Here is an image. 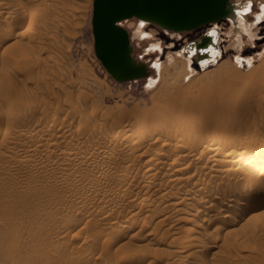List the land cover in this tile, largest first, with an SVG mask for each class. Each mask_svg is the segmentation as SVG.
I'll return each instance as SVG.
<instances>
[{"label":"rangeland","instance_id":"374dc122","mask_svg":"<svg viewBox=\"0 0 264 264\" xmlns=\"http://www.w3.org/2000/svg\"><path fill=\"white\" fill-rule=\"evenodd\" d=\"M249 1L254 20L264 0ZM16 3L0 0V264H264V205L236 225L221 208L243 200L228 197L232 187L264 188V21L240 45L229 18L180 32L125 19L148 74L120 82L94 50L93 0ZM214 26L222 58L204 68L196 55L189 74L185 46ZM238 56L252 63L243 67ZM151 76L158 83L149 89ZM204 91L189 109L178 105L184 97L171 102L177 92ZM168 175L177 185L162 188Z\"/></svg>","mask_w":264,"mask_h":264},{"label":"water","instance_id":"95a60500","mask_svg":"<svg viewBox=\"0 0 264 264\" xmlns=\"http://www.w3.org/2000/svg\"><path fill=\"white\" fill-rule=\"evenodd\" d=\"M231 0H93L94 50L106 70L117 81L146 77L148 66L134 56L129 30L121 23L140 18L175 32L190 31L228 18ZM209 34L191 42L203 47Z\"/></svg>","mask_w":264,"mask_h":264},{"label":"bare ground","instance_id":"6f19581e","mask_svg":"<svg viewBox=\"0 0 264 264\" xmlns=\"http://www.w3.org/2000/svg\"><path fill=\"white\" fill-rule=\"evenodd\" d=\"M7 2H9V0H6ZM17 1V0H16ZM16 1H13V0H11V2H15L16 3ZM48 2H50V1H48ZM2 3H4L3 1H1V5H2ZM12 4V3H11ZM16 4H18V3H16ZM16 6L15 4H12L11 5V7L13 8L14 6ZM261 5H262V9H261V11L260 12H257L256 13V16H255V19L254 20H249L248 19V17H247V14L252 10V6H251V2L248 0V1H242V0H240L239 2H235V3H233L232 4V10L230 11V14H229V16H228V18H229V20H230V23H231V25H232V29L231 30H233V31H235V32H237V33H239V37H238V44H242L243 42H244V39H243V35H245V34H248V35H250V36H253L255 33H254V28H255V26H258V25H260L263 21H264V1H262V3H261ZM3 6V5H2ZM51 6H53V5H51ZM2 8V7H1ZM6 9L7 8H9V5H7L6 7H5ZM16 8H18V7H16ZM15 8V9H16ZM52 8V7H51ZM4 10V9H3ZM2 10V11H3ZM7 10H11V9H7ZM18 10V9H17ZM1 11V10H0ZM15 11V10H14ZM5 10H4V12H2V13H4V15H6L5 14ZM16 12V11H15ZM14 12V13H15ZM7 14L8 13H10V12H6ZM13 13V12H12ZM11 15V14H10ZM14 17V16H13ZM15 17H16V15H15ZM15 17H14V19H15ZM145 21V19L143 20L142 19V21H141V24L143 23ZM232 31V32H233ZM221 32H222V30H221ZM221 32H220V28L219 27H217V26H214V27H211L208 31H207V33L209 34V37H208V39L207 38H205L204 39V41H206L205 43V45H203V47H199V48H201V49H199L198 47H197V45H192L191 44V42L190 43H188L186 46H185V50L187 51V53H188V58H187V56H186V58H187V60H186V62H187V65H188V67H189V69H190V71L188 72L189 74L190 73H192L193 74V72L195 71V67L193 66V64H192V59L196 56V55H198L197 56V59H198V61H199V63L201 64V66L202 67H204V68H206L207 66H209L210 64H214V63H217V62H219V60L222 58V49H221V47H220V41H221V37H222V34H221ZM40 33V32H39ZM48 33V32H47ZM35 34V33H34ZM49 34V33H48ZM36 35V34H35ZM39 35V34H38ZM37 37V36H36ZM154 45V44H153ZM152 45V46H153ZM159 47H160V45H159ZM154 48V47H153ZM155 49V48H154ZM154 52V51H153ZM179 53H181V51H179ZM239 57V61L241 62V64L243 65V67H247L248 65H250L251 63H252V59L251 58H245V57H242V56H238ZM237 57V58H238ZM156 63V67L158 68V70L160 71L161 70V64L158 62V61H156L155 62ZM261 66V65H260ZM156 70V69H155ZM188 74V75H189ZM158 75V74H157ZM158 83V79H157V77L155 78V76H151L149 79H148V84H147V87H149V89H151V88H154L155 86H156V84ZM262 83V82H261ZM259 86V85H258ZM262 86H263V84H262ZM260 87V86H259ZM258 87V88H259ZM264 87V86H263ZM264 89V88H263ZM204 90H206L205 88H204ZM253 90V89H252ZM262 90V89H261ZM260 91V90H259ZM255 92V91H254ZM259 93V92H258ZM258 93H256V94H258ZM260 94V93H259ZM183 95V96H182ZM207 95V92L206 91H204V93H201V94H194V93H186V94H182V93H176L174 96H171V102H174L176 99L178 100V98H180V97H184L183 99H180L179 101V103H178V105L179 106H182V107H184L185 109H189V107H190V105H192V101H193V98H195V99H198L199 97H201V96H206ZM242 96V95H241ZM260 96H262V95H260ZM259 96V97H260ZM202 97V98H203ZM258 97V98H259ZM254 98V97H253ZM256 98V97H255ZM245 101V100H244ZM254 101H255V99H254ZM243 103V102H242ZM255 104H256V102H255ZM254 104V105H255ZM202 105V104H201ZM251 106H252V104H250ZM253 105V106H254ZM41 106V105H40ZM202 107H204V106H202ZM240 107V106H239ZM25 108H26V106H21L19 109L20 110H25ZM184 109V110H185ZM65 113V112H64ZM250 113V112H249ZM252 113H254V112H252ZM94 114V113H93ZM261 114H262V112H261ZM264 114V113H263ZM3 115H4V111H2V110H0V119L3 117ZM238 115V114H237ZM256 115L257 114H255V117H256ZM54 116V115H53ZM58 116V115H57ZM262 116V115H261ZM90 117V116H89ZM250 117V116H249ZM258 118V117H257ZM60 119V118H59ZM129 119V118H128ZM167 119V118H166ZM186 119V118H185ZM247 119V118H246ZM262 119H264V115H263V118ZM250 120V119H249ZM49 121V120H48ZM56 121H58L57 119H56ZM85 121V120H84ZM264 121V120H263ZM50 122V121H49ZM248 122V121H247ZM256 122V121H255ZM258 122V121H257ZM61 123V122H60ZM167 123H169V120H168V122ZM217 123V122H216ZM250 123H251V120H250ZM259 123H260V121H259ZM259 123H257V124H259ZM264 123V122H263ZM262 123V124H263ZM4 124V123H3ZM52 125H54V124H52ZM260 125V124H259ZM264 125V124H263ZM187 126V125H186ZM49 127V126H48ZM66 127H68V126H66ZM65 127V128H66ZM82 127V126H81ZM251 127V126H250ZM256 128H259V127H257V126H255ZM26 129V128H25ZM229 129V128H228ZM253 129V128H252ZM2 130V126L0 125V131ZM6 130V129H5ZM51 130V129H50ZM71 130V129H70ZM256 130H258V129H256ZM3 131V130H2ZM23 131V130H22ZM156 131V130H155ZM173 131V130H172ZM194 131H196V130H194ZM21 132V131H20ZM53 132V131H52ZM116 132V131H115ZM227 132V131H226ZM249 132V131H248ZM47 133V132H46ZM109 133V132H108ZM163 133V132H162ZM245 133V132H244ZM243 133V134H244ZM252 133V132H251ZM27 134V133H26ZM57 134V133H56ZM55 134V135H56ZM110 134H113V131H111L110 132ZM164 134V133H163ZM146 135V134H145ZM50 136V135H49ZM65 136V135H64ZM94 136V135H93ZM156 136V135H155ZM90 137V136H89ZM108 137V136H107ZM144 137V136H143ZM145 137H147V136H145ZM151 137V136H150ZM154 137V136H153ZM257 137V136H256ZM46 138V137H45ZM154 138H156V137H154ZM157 138H158V136H157ZM156 138V139H157ZM159 138H161V137H159ZM215 138V137H214ZM219 138V137H218ZM153 139V138H152ZM211 139V138H210ZM167 140V139H166ZM262 140V138L260 139V141ZM23 141H25V140H23ZM51 141V140H50ZM55 141V140H54ZM164 140H162V142H163ZM215 141V140H214ZM220 141H221V139H220ZM142 142H144L143 140H142ZM142 142H141V144H142ZM149 142H151V141H149ZM161 142V143H162ZM212 142V141H211ZM30 143V142H29ZM35 143H36V141H35ZM146 143V142H145ZM182 143V142H181ZM195 143H197L196 141H195ZM92 144V143H91ZM147 144V143H146ZM200 144V143H199ZM107 145V144H106ZM140 145V144H139ZM143 145V144H142ZM165 145H167V144H165ZM195 144H193V146H194ZM243 145V144H242ZM93 146V145H92ZM138 146V145H137ZM150 146V145H149ZM206 146V145H205ZM208 146V145H207ZM221 146V145H220ZM236 146V145H235ZM28 147V146H27ZM40 147V146H39ZM46 147V146H45ZM54 147H56V146H54ZM186 147V146H185ZM216 146H214L213 148H215ZM256 147V146H255ZM145 148V147H144ZM222 148V147H221ZM224 148V147H223ZM241 148V147H240ZM257 148V147H256ZM262 148V147H261ZM260 148V149H261ZM56 149V148H55ZM146 149V148H145ZM188 150H189V148H187ZM190 149H192V148H190ZM253 149H255V148H253ZM53 150V149H52ZM93 150V149H92ZM92 150H90V151H92ZM100 150V149H99ZM142 150V149H141ZM140 150V151H141ZM170 150V149H169ZM174 150V149H173ZM172 150V151H173ZM178 150H180V149H178ZM197 150V149H196ZM202 150V149H201ZM200 150V151H201ZM231 150V149H230ZM229 150V151H230ZM261 150H263V149H261ZM49 151V150H48ZM145 151V150H144ZM147 151V150H146ZM195 151V150H194ZM198 151V150H197ZM258 151H259V149H258ZM44 152V151H43ZM50 152V151H49ZM141 152H143V150L141 151ZM169 152V151H168ZM184 152V151H183ZM191 152V151H190ZM199 152V151H198ZM214 152V151H213ZM223 152H225V151H223ZM227 152V151H226ZM240 152V151H239ZM47 153V152H46ZM97 153V152H96ZM150 153V152H149ZM167 153V152H166ZM229 153H231V151L229 152ZM241 153V152H240ZM259 153V152H258ZM106 154V153H105ZM171 154V153H170ZM175 154V153H174ZM178 154H180V152L178 153ZM178 154H177V156H178ZM182 154V153H181ZM198 154H200V153H198ZM235 154H236V151H235ZM29 155V154H28ZM72 155V154H71ZM168 155V154H167ZM166 155V156H167ZM209 155V154H208ZM234 155V154H233ZM245 156H247L246 154H244ZM111 156V155H110ZM169 156H172V158H173V160H171V161H175V159H177L175 156L176 155H169ZM179 156H182V155H179ZM184 156V155H183ZM190 156H191V154H190ZM195 156V155H194ZM193 156V157H194ZM198 156V155H197ZM211 156V155H210ZM257 156H258V154H257ZM23 157V156H22ZM71 157V156H70ZM69 157V158H70ZM77 157V156H76ZM192 157V156H191ZM252 157H255V156H252ZM261 157V156H260ZM116 158H117V155H116ZM115 158V159H116ZM126 158H127V156H126ZM133 158V157H132ZM169 158V157H168ZM171 158V157H170ZM187 158V157H186ZM198 159H199V157H197ZM243 158V157H242ZM241 158V159H242ZM25 159V158H24ZM121 159V158H120ZM131 159V158H130ZM190 159V158H189ZM237 159V158H236ZM252 160L254 159V158H251ZM23 160V159H22ZM68 160V159H67ZM74 160V159H73ZM98 160V159H97ZM112 160V159H111ZM178 160V159H177ZM176 160V161H177ZM184 160V159H183ZM187 160V159H186ZM191 160V162H192V160L194 161V159H190ZM197 160V159H196ZM195 160V161H196ZM213 160V159H212ZM218 160V159H217ZM222 160V159H221ZM226 160V159H225ZM229 160V159H228ZM243 160V159H242ZM255 161H256V159H254ZM253 160V161H254ZM249 161V160H248ZM23 162V161H22ZM61 162V161H60ZM113 162V161H112ZM165 160H156L154 163H152V164H154V165H152L153 167L155 166V167H160V166H163V165H165ZM168 162H170L169 160H168ZM190 162V161H189ZM190 162V163H191ZM221 162V161H220ZM252 162V161H251ZM257 162V161H256ZM64 163V162H63ZM80 163V162H79ZM105 163V162H104ZM171 164V163H170ZM176 164L177 163H175L174 165H175V168H176ZM178 164H181V165H183V163H182V161L181 162H178ZM177 164V165H178ZM188 164V163H187ZM253 164V163H252ZM251 164V165H252ZM255 164V163H254ZM140 165V164H139ZM167 165V164H166ZM169 165V164H168ZM173 165V166H174ZM205 165V164H204ZM232 165V164H231ZM248 165V164H247ZM152 166H150L148 169H147V171L148 172H151L152 170H153V168H152ZM186 166V165H185ZM185 166H183V167H185ZM141 167V166H140ZM154 167V168H155ZM181 167V166H180ZM187 167V166H186ZM216 167V166H215ZM162 168V167H161ZM168 168H171V167H168ZM178 168V167H177ZM214 168V167H213ZM157 169V168H156ZM178 169H181V168H178ZM226 169V168H225ZM200 170V169H199ZM227 170V169H226ZM138 171V170H137ZM160 171V170H159ZM169 171H171L170 169H169ZM213 171V170H212ZM223 171H224V169H223ZM147 172V173H148ZM172 172V171H171ZM171 172H170V175H171ZM181 172H182V170H181ZM198 172V171H197ZM202 172V171H201ZM127 173V172H126ZM131 173V172H130ZM152 173V172H151ZM150 173V174H151ZM154 173H157L156 171H154ZM167 173V172H166ZM173 173V172H172ZM175 173V172H174ZM186 173V172H185ZM188 173V172H187ZM196 173V172H195ZM258 173V172H257ZM261 173V172H260ZM165 174V173H164ZM168 174H169V172H168ZM182 174H183V172H182ZM154 175V174H153ZM157 175H158V173H157ZM156 175V176H157ZM174 175V174H173ZM172 175V176H173ZM185 175V174H184ZM196 175V174H195ZM200 175V174H199ZM202 175V174H201ZM258 175H259V173H258ZM261 175V174H260ZM264 175V174H263ZM162 176V175H161ZM172 176H169L168 175V177L166 178V179H162V181H161V186H162V188L163 187H165V188H170L171 186H173V185H177V184H175L176 183V181H177V176L176 177H172ZM241 176V175H240ZM133 177V176H132ZM180 177V176H179ZM185 176H183V178H184ZM187 178L189 177V176H186ZM186 177H185V179H186ZM192 177V176H191ZM248 177V176H247ZM259 177V176H258ZM152 178V177H151ZM181 178H182V175H181ZM197 178V177H196ZM216 178V177H215ZM220 178V177H219ZM250 178H252V177H250ZM202 179V178H201ZM131 180V179H130ZM152 180H153V178H152ZM151 179L149 180V184L150 183H152L151 181H152ZM182 180V179H181ZM225 180V179H224ZM227 181V180H226ZM253 181V180H252ZM258 181H259V179L257 180V183H258ZM261 181V180H260ZM155 182H156V180H155ZM228 182V181H227ZM129 183V182H128ZM127 183V184H128ZM153 183H154V181H153ZM184 183V182H183ZM182 183V184H183ZM262 183V182H261ZM261 183H258V184H261ZM135 184V183H134ZM157 184H158V182H157ZM185 184V183H184ZM189 184V183H188ZM252 184V183H251ZM255 184V183H254ZM137 185V184H136ZM154 185V184H153ZM241 185V184H240ZM256 185V184H255ZM254 185V186H255ZM261 185H263V184H261ZM261 185H259V186H261ZM131 186V185H130ZM228 186V185H227ZM253 186V187H254ZM258 186V185H257ZM258 186V187H259ZM140 187V186H139ZM142 187H144V188H147L148 187V185L147 184H143V186ZM151 187V186H150ZM157 187V186H156ZM174 187V186H173ZM179 187H180V185H179ZM203 187V186H202ZM213 187V186H212ZM262 187V186H261ZM131 188H132V186H131ZM211 188V187H210ZM233 188V189H232ZM232 188H230V189H228L229 191H228V197H230V196H237V197H235V198H238V196H240V197H243V200H241V201H237V202H235V201H231V202H228L227 203V205H224L225 206V208L224 207H221V208H223L222 210V213L224 212V211H228V212H233V214H232V216H231V221L229 220V218H228V220H229V224L231 223L232 225H236V224H239V223H242V221L245 219V218H247V215L248 214H246L247 213V211H251L250 209H256L257 210V208H260V207H262L263 205H264V188L262 189V190H260L259 188V190L260 191H258L257 192V190H255V189H257L256 188V186H255V192H253V193H248V194H246L245 192L243 193V192H239L238 190H235L234 189V187H232ZM140 189H141V187H140ZM139 189V190H140ZM156 189V188H155ZM154 189V190H155ZM157 189H159V187L157 188ZM197 189V188H196ZM202 189V188H201ZM206 189V188H205ZM249 189V188H248ZM112 190V189H111ZM151 190V189H150ZM160 190V189H159ZM165 190V189H164ZM194 190V189H193ZM204 190V189H203ZM220 191H221V189H219ZM147 191V190H146ZM155 191H157V190H155ZM161 191V190H160ZM169 191V190H168ZM179 191V190H178ZM247 191H249V190H247ZM98 192V191H97ZM117 192V191H116ZM144 192V191H143ZM193 192V191H192ZM226 192H227V190H226ZM112 193V192H111ZM139 193V192H138ZM147 193H149V192H147ZM155 193V192H154ZM160 193V192H159ZM164 193V192H163ZM221 193V192H220ZM105 194H108V193H105ZM166 194V193H165ZM172 194V193H171ZM175 194V193H174ZM177 194V193H176ZM207 194V193H206ZM210 194V193H209ZM109 195V194H108ZM116 195V194H115ZM115 195L113 196V197H115ZM149 195H151L150 193H149ZM159 195V194H158ZM170 195V194H169ZM211 195V194H210ZM102 196V195H101ZM112 196V195H111ZM117 196V195H116ZM143 196V195H142ZM148 196V195H147ZM177 196L178 197H181V196H179L178 194H177ZM177 196H175V195H173L172 197L174 198H176L177 199ZM194 196V195H193ZM222 196V195H221ZM104 197V196H103ZM155 197V196H154ZM154 197H153V199H154ZM183 197V196H182ZM224 197H225V195H224ZM227 197V198H228ZM108 199L109 198H111V197H107ZM174 198V199H175ZM184 198V197H183ZM182 198V199H183ZM188 198V196L186 197V199ZM226 198V197H225ZM233 198V197H232ZM107 199V200H108ZM172 199V198H171ZM234 199V198H233ZM240 199H242V198H240ZM106 200V201H107ZM111 200V199H110ZM180 200V199H179ZM178 200V201H179ZM199 200V199H198ZM207 200V199H206ZM212 200V199H211ZM236 200H238V199H236ZM116 201V200H115ZM159 201V200H158ZM172 201V200H171ZM209 201V200H208ZM157 202V201H156ZM180 202V201H179ZM178 202V203H179ZM182 202V201H181ZM188 202V201H187ZM205 202V201H204ZM136 203V202H135ZM134 203V204H135ZM139 203H141L140 201H139ZM159 203V202H158ZM161 203V202H160ZM163 203V202H162ZM172 203V202H171ZM174 203H175V206H176V204H178L177 203V201L176 200H173V205H174ZM201 203V202H200ZM199 203V204H200ZM222 203V202H221ZM171 204V205H172ZM86 205V204H85ZM137 205V204H136ZM179 205V204H178ZM111 206V205H110ZM156 206V205H155ZM143 207V206H142ZM159 207V206H158ZM177 207V206H176ZM217 207L220 209V207L217 205ZM217 207H214V208H216L217 209ZM106 208V207H105ZM166 208V207H165ZM175 208V207H174ZM192 208H193V206H192ZM208 208V207H207ZM212 208V207H211ZM140 209V208H139ZM161 209H162V207H161ZM179 209V208H178ZM181 209V208H180ZM111 210V209H110ZM143 210V209H142ZM153 210V209H152ZM168 210V209H167ZM175 210H176V208H175ZM136 211V210H135ZM155 211V210H154ZM159 211V210H158ZM157 211V212H158ZM196 211H198L199 213H205V209H199L198 208V210H196ZM140 212V211H139ZM263 212H264V210H263ZM132 213H134V212H132ZM131 213V214H132ZM198 213V214H199ZM207 213V212H206ZM205 213V214H206ZM221 213V212H220ZM227 213V212H226ZM252 213V212H251ZM105 214V213H104ZM144 214V213H143ZM195 214L197 215V212H195ZM209 214V213H208ZM228 214V213H227ZM260 214V213H259ZM202 215V214H201ZM200 214H199V216H201ZM212 214H209V216H211ZM252 215H255V213H252ZM251 215V216H252ZM258 216V215H257ZM256 216V217H257ZM132 217V216H131ZM158 217V216H157ZM166 215H165V218H161V220H163V219H166ZM214 217V216H213ZM224 217V216H223ZM106 218V217H105ZM168 218V217H167ZM215 218V217H214ZM126 219H128V218H126ZM136 219V218H135ZM139 219V218H138ZM205 219V218H204ZM208 219V218H207ZM250 219V218H249ZM129 220H131V218L129 219ZM134 220V219H133ZM161 220H160V222H161ZM209 220V219H208ZM211 221V220H210ZM159 223V222H158ZM211 223V222H210ZM208 224V223H207ZM226 224H228V222H226ZM125 225H127V224H125ZM225 225V224H224ZM209 226H210V224H209ZM125 228H126V226H124ZM123 227V228H124ZM130 227V226H129ZM204 227H206V226H204ZM203 226H202V228H204ZM220 227V226H219ZM190 228H192V227H189V229ZM217 228H218V226H217ZM237 228H239V226H234V227H232L230 230H231V232L233 231V229L234 230H237ZM128 229H130V228H128ZM153 229H155V228H153ZM188 229V228H187ZM120 230V229H119ZM204 230V229H203ZM221 230V229H220ZM229 230V229H228ZM155 232H156V230H154ZM205 231V230H204ZM238 231V230H237ZM126 232V231H125ZM128 232V231H127ZM150 232H152L151 230H150ZM195 232H197V231H195ZM199 233H200V235H201V232L200 231H198ZM153 233V232H152ZM189 233V232H188ZM155 234V233H154ZM191 234V233H190ZM193 235V234H192ZM189 236V235H188ZM208 236H210L209 234H208ZM154 237V236H153ZM191 237V236H190ZM193 237V239H194V237L195 236H192ZM191 237V238H192ZM200 237H202V236H200ZM188 238V237H187ZM196 238V237H195ZM186 239V237L185 238H183V240H185ZM190 239V238H189ZM198 239V238H197ZM196 239V240H197ZM200 240V239H199ZM201 240H202V238H201ZM200 240V241H201ZM212 240V239H211ZM192 241V240H191ZM190 241V242H191ZM199 241V242H200ZM216 241V240H215ZM214 241V242H215ZM189 242V243H190ZM218 242V241H217ZM182 243H184L183 241H182ZM186 243V242H185ZM194 243H196V241H194ZM186 244H188V241H187V243ZM198 244V243H197ZM200 244H201V242H200ZM212 244V243H211ZM188 245H191V244H188ZM187 245V246H188ZM204 245V244H203ZM219 245L220 244H218L217 246L219 247ZM186 246V247H187ZM205 246L206 245H204L203 247H204V249H206L205 248ZM213 246H216V244H213ZM184 247V246H183ZM210 247V246H209ZM208 248V247H207ZM217 248V247H216ZM195 249V248H194ZM193 249V250H194ZM196 250H198V246H197V249H195V252H196ZM200 251H201V248L199 249ZM215 250V249H214ZM216 252H218L217 250H215ZM213 252V253H216V252ZM193 253V252H192ZM196 253H198V252H196ZM194 254V253H193ZM145 257V256H144ZM130 258V257H129ZM133 258V257H132ZM137 258V257H136ZM122 259V258H121ZM127 259V258H126ZM131 259V258H130ZM117 262H118V260H117ZM130 262H131V260H130ZM121 264H126V263H128L127 262V260H125V259H123L121 262H120ZM133 263V262H132ZM116 264V263H115Z\"/></svg>","mask_w":264,"mask_h":264}]
</instances>
